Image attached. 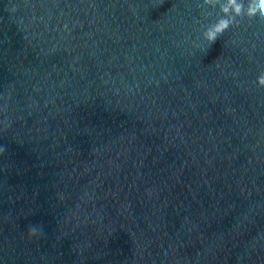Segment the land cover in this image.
<instances>
[{"label": "water", "instance_id": "95a60500", "mask_svg": "<svg viewBox=\"0 0 264 264\" xmlns=\"http://www.w3.org/2000/svg\"><path fill=\"white\" fill-rule=\"evenodd\" d=\"M0 264H264V0H0Z\"/></svg>", "mask_w": 264, "mask_h": 264}]
</instances>
